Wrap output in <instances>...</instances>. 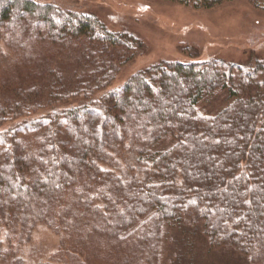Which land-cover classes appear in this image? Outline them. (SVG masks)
<instances>
[{
  "label": "trees",
  "instance_id": "trees-1",
  "mask_svg": "<svg viewBox=\"0 0 264 264\" xmlns=\"http://www.w3.org/2000/svg\"><path fill=\"white\" fill-rule=\"evenodd\" d=\"M143 47L91 12L0 0V264H25L40 224L60 243L33 264H183L196 235L264 264V60H162L114 86Z\"/></svg>",
  "mask_w": 264,
  "mask_h": 264
},
{
  "label": "rangeland",
  "instance_id": "rangeland-1",
  "mask_svg": "<svg viewBox=\"0 0 264 264\" xmlns=\"http://www.w3.org/2000/svg\"><path fill=\"white\" fill-rule=\"evenodd\" d=\"M36 1L94 13L109 29L127 31L142 41L144 47L116 72L114 86L122 84L135 71L162 60L196 62L214 58L240 66L264 60V8L255 7L249 0L225 1L208 9L167 0ZM120 167L124 168L125 163L121 161ZM192 238V241L185 239L188 255L183 264L244 262L230 250L207 251L200 235ZM59 243L60 237L50 228L38 225L22 249L25 264L50 256Z\"/></svg>",
  "mask_w": 264,
  "mask_h": 264
}]
</instances>
